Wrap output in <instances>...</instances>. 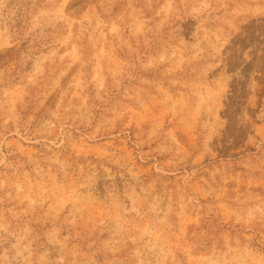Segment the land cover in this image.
I'll return each instance as SVG.
<instances>
[{"label":"rangeland","instance_id":"1","mask_svg":"<svg viewBox=\"0 0 264 264\" xmlns=\"http://www.w3.org/2000/svg\"><path fill=\"white\" fill-rule=\"evenodd\" d=\"M0 264H264V0H0Z\"/></svg>","mask_w":264,"mask_h":264}]
</instances>
